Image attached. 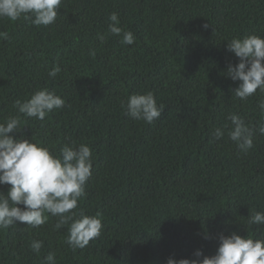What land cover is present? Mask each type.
I'll return each instance as SVG.
<instances>
[{
	"label": "trees",
	"instance_id": "16d2710c",
	"mask_svg": "<svg viewBox=\"0 0 264 264\" xmlns=\"http://www.w3.org/2000/svg\"><path fill=\"white\" fill-rule=\"evenodd\" d=\"M58 12L48 26L0 19L9 34L0 39V123L39 89L65 99L44 121L19 114L22 131L10 135L57 155L73 142L91 147L92 175L75 211L100 213L103 230L73 251L56 217L46 213L39 228L18 222L0 230V264H44L49 252L56 264H167L197 250L215 255L221 233L264 234L248 224L250 213L264 212V135L254 134L247 153L227 135L211 136L231 127L232 113L264 125V94L233 95L240 81L227 68L239 58L226 47L235 37H264V0H62ZM112 12L134 44L108 33ZM149 91L165 106L161 117L133 120L122 103ZM33 240L43 241L39 254Z\"/></svg>",
	"mask_w": 264,
	"mask_h": 264
},
{
	"label": "clouds",
	"instance_id": "9594fccd",
	"mask_svg": "<svg viewBox=\"0 0 264 264\" xmlns=\"http://www.w3.org/2000/svg\"><path fill=\"white\" fill-rule=\"evenodd\" d=\"M62 0H0V19L17 21L23 18L35 26L54 24L59 15ZM108 33L122 36L120 43L132 45L135 35L124 31L117 12L109 16ZM208 24H204L205 29ZM105 34H98L101 43ZM0 39L8 40L7 32H0ZM227 50L239 58L235 66L229 65L227 76L233 81H240L233 95L240 100H247L253 94H264V37L248 34L243 38L235 37L227 42ZM93 56L95 52L91 53ZM61 72L56 65L48 74L55 78ZM65 99L55 91L42 88L25 100L17 99L13 107L18 115H9L0 123V185H10L7 193L0 191V230L8 229L19 223H26L31 228H39L48 222L50 214L57 218L55 228L68 226L65 243L73 251L84 249L91 241L99 238L103 230V218L100 213L90 216L84 210L75 211L79 201L86 196V184L92 175V149L86 143L77 145L73 142L60 149L59 155L33 138L19 139L10 135L18 133L21 118L44 121L53 110L64 108ZM126 114L133 120L151 124L159 119L165 106L158 104L153 92L130 95L126 104L122 103ZM258 108L264 116V100ZM231 127L216 128L211 133L213 140H221L227 135L244 153L254 147V134L264 135V125L250 126L245 118L237 113L229 116ZM19 205H23L20 207ZM248 224L264 226V212L250 213ZM260 231V228L257 229ZM43 241L33 240L30 249L39 254ZM192 259H174L169 257L167 264H264V234L254 237L240 235L232 231L230 235L219 236V247L215 255L205 256L201 250L194 253ZM44 264H56V255L49 252L44 257Z\"/></svg>",
	"mask_w": 264,
	"mask_h": 264
}]
</instances>
